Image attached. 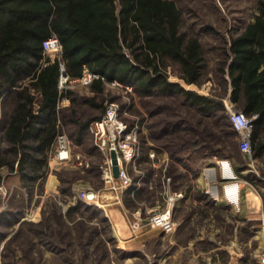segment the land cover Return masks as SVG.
<instances>
[{"label": "trees", "instance_id": "obj_1", "mask_svg": "<svg viewBox=\"0 0 264 264\" xmlns=\"http://www.w3.org/2000/svg\"><path fill=\"white\" fill-rule=\"evenodd\" d=\"M258 8L259 14L230 37L213 25L206 26V30L223 39L221 45L208 46L203 34L186 27L184 9L176 0H0V169L6 166L8 171L16 172L31 196L37 181L42 188L58 133L67 130L75 143L84 144L90 133L89 124L105 113L106 83L102 76L108 81L116 79L131 84L141 98L181 97V102L205 119L202 134L186 117L175 118L167 112L160 128L147 137L156 150L159 147L157 151L169 152V175L175 177L174 172L187 163L179 153L201 151L206 155L211 151L212 155L219 156L221 148H214L213 143L226 138L234 147L231 156L240 154L234 140L238 131L226 113V96L237 109L255 116L251 145L254 154L262 158L264 0H259ZM52 33L62 43L59 56H52L43 48V41ZM212 50L218 51V57H212L216 60L215 72L224 93H202L171 78L176 74L187 84L197 85L211 79ZM61 61L70 78L82 76L85 67L99 75L86 86L89 93L75 87H59ZM62 96H68L71 101L58 107ZM81 103L88 105L92 112L80 110ZM165 107L168 106L157 104L150 113ZM152 125L155 127L154 123L148 127ZM173 135L181 140L171 143ZM162 137L164 143L157 144V139ZM147 167L150 168H145L147 174H154L155 168ZM242 169L237 168L239 173ZM65 170H56L61 181L68 183L60 187V199L64 202L56 197L54 200L57 220L96 219L94 233L100 232L98 222L110 226L105 232H113L102 207L88 205L79 197L71 200V184L75 179L65 178L62 175ZM142 188L135 198L126 195L127 206L142 198ZM63 203H68L65 209ZM86 211L90 212L87 216ZM22 215V203L15 207L7 205L0 210V223L14 224ZM236 219L246 221L241 231H251L252 220L243 214ZM30 221L45 225H40L38 230L46 231L45 216ZM5 236L0 229V240ZM110 236L115 237L112 233Z\"/></svg>", "mask_w": 264, "mask_h": 264}, {"label": "rangeland", "instance_id": "obj_2", "mask_svg": "<svg viewBox=\"0 0 264 264\" xmlns=\"http://www.w3.org/2000/svg\"><path fill=\"white\" fill-rule=\"evenodd\" d=\"M176 1L184 9L186 27L195 28L203 34V40L208 46L221 45L223 39L220 35L212 33V30H206V26L213 25L230 37L233 32L259 14V0ZM212 56L218 57V51H211L209 71L211 79H207L203 84H187L176 74H172L171 78L180 81L189 89H196L202 93H224L223 85L215 72L216 60ZM76 89L86 94L90 92L86 86H77ZM104 96L105 103L108 99L115 98L124 108L126 107L129 113L126 115L128 120L140 118L142 122L140 156L143 157L142 164L147 170L150 169L147 167L150 164L145 160H148L149 152L155 145L151 140L148 141L147 137H150L156 128H160V123L168 113L175 118L179 115L186 117L192 124L198 126L199 133H202L205 126L202 115L181 102V97L153 95L149 98H141L134 89L126 90L108 83L105 84ZM224 100L226 113L229 115L235 106L227 96ZM160 103L168 107L151 114L150 110ZM78 108L92 112L85 103L79 104ZM152 123L155 127L152 125V128H149L148 124ZM65 131L69 134L67 130ZM157 140V144L165 141L163 137ZM179 140L181 138L177 139L173 135L170 142H179ZM234 140L239 145L238 133ZM213 147L221 148V155L213 156L211 151L206 155L201 151H193L192 154L185 151L178 154L183 156L187 163L181 164V169L174 172L176 176H172L174 178V182L172 178V189L184 191L185 197L176 202L169 224L162 227L153 226L148 222V215L143 209L140 210L143 213L142 224L137 227L129 224L128 233L126 231L128 235H125L127 238L122 236L121 239L114 233L112 223L113 232H105L104 229H110V226L98 222L100 232L94 233L96 219L77 221L67 217L65 220H57L55 216V212L58 211L53 206L56 202L55 197L60 202H64L60 199V187L63 184L68 186V183L61 181L56 171L58 168L66 169L65 172L62 171L65 178L75 179L71 184V200L79 197L75 186L98 188L103 185L100 170L103 153L96 145L92 134L89 133L84 144L74 145L75 151L88 156L92 168L88 170L85 167L70 165L54 168L60 180L59 193H55L56 195L45 192V186L41 188L39 183L35 185L33 194L30 193L32 196L29 195L17 173L8 171L6 166L1 167L0 210L7 205L12 204L15 207L22 203L23 215L14 224L0 223V229L6 233V236L0 240V264H264L262 259L264 220L260 218L264 217V210L249 212L247 208L251 191H259L264 195V156L257 157L251 149L252 159H247L240 148V154L232 157L234 147L228 138L214 142ZM217 159H230L234 167V171L232 168L229 170L219 168L217 187L222 194L219 202L212 201L206 196L203 179V169L216 164ZM229 164H226V168H229ZM241 167L243 169L239 173L237 168ZM234 182L240 183L239 198L231 200L224 195L227 185ZM162 192L163 185L159 184L151 193L146 194L147 197L143 195L130 204L129 209L131 211L139 209L142 200L148 205L163 203ZM63 206L65 209L68 203H63ZM89 213L86 211L84 215L87 216ZM241 214L247 216V220L252 219L250 232L241 231V227L246 224L245 220L236 219V216ZM43 216L46 217V231L40 232L38 227L41 224L32 223L30 220H39ZM111 233L114 238H111Z\"/></svg>", "mask_w": 264, "mask_h": 264}, {"label": "built area", "instance_id": "obj_3", "mask_svg": "<svg viewBox=\"0 0 264 264\" xmlns=\"http://www.w3.org/2000/svg\"><path fill=\"white\" fill-rule=\"evenodd\" d=\"M43 48L47 53L52 52L53 54L50 53L52 56H59L63 47L57 34L52 33L43 41ZM61 70L62 73L59 79V87L61 89L87 86L95 77L99 76L85 67L82 76L70 78L63 61H61ZM65 71L66 74L64 75L63 73ZM102 78L105 80L106 84L121 86L126 90L133 91V86L131 84H124L116 79L108 81L104 76H102ZM68 99H70L68 96L59 98L58 107L65 105V100ZM128 114L127 108H124L117 99H108L106 111L102 117L89 124L88 130L90 134L93 135L96 145L103 153V161L100 164L103 185L98 188L92 186L78 187L76 189L77 196L89 205L97 204L101 206L103 204V194L105 190H109L113 197L110 201L112 203L123 204L127 194L135 198L136 192L145 182H148L150 187H154L155 178L160 177L163 185L162 194L164 202L148 205L144 204V202H146L145 200H142L139 209L128 211L131 214L130 223L135 227L142 224L143 213L140 210L143 209H145L148 215L147 218L150 224L157 227L166 226L172 219V212L176 202L185 197L184 191L172 189V176L167 173V162L158 160L160 151H157L155 148H152L149 152L155 172L151 177H149V175L147 176L146 169L142 164V157L140 156V131L142 122L138 117L133 119V121L128 120L126 118ZM229 115L240 137L239 147L247 159H252L251 139L253 134V118L255 116H248L244 111L235 107L231 109ZM74 145V140L65 130L58 133L50 152L49 171L50 169L65 165L79 168H88L90 166L91 162L88 156L80 151H75ZM112 150L116 151L118 158V176L114 175ZM225 160L230 163L234 171L230 159H217L216 164L209 165L203 169L205 193L216 201L220 200L222 195L217 187V179L219 168L223 167V169H225L224 165H221V162L223 164ZM163 163L165 164L163 165ZM224 196L231 199L227 192ZM260 218L264 220V217L261 216ZM262 259H264V257Z\"/></svg>", "mask_w": 264, "mask_h": 264}, {"label": "crops", "instance_id": "obj_4", "mask_svg": "<svg viewBox=\"0 0 264 264\" xmlns=\"http://www.w3.org/2000/svg\"><path fill=\"white\" fill-rule=\"evenodd\" d=\"M70 101H71L70 99L65 100V105L69 104ZM160 152L161 153L158 154V160L161 162H167L166 165L168 167V163L170 161L169 152L167 150H162ZM213 156H216V155H213ZM142 160H143V157H142ZM145 161H147V163L150 164V166L153 168L152 163H151L152 162L151 157L148 156V160H145ZM224 163H225L224 167H227L226 164L229 162L227 160H225ZM164 164L165 163H163V165ZM230 168H231V165L229 166V168H225V169H230ZM54 170H56V169H54V168L50 169V171L47 175V178L44 182L45 192H49V193H53V194L59 193V184H60L59 177H58L57 173H55ZM57 170H59V168ZM14 173H16V172H14ZM149 176H152V175H149ZM37 183H39V181H37L36 184ZM159 184H162L160 178H155V186L154 187H150L149 183L145 182L142 186L144 188V189L142 188L143 194L146 195L147 193H151L153 191V189H155L156 186ZM74 188L77 189V186H75ZM239 188H240V183H238V182H234V183L227 185L226 192L228 195H230L231 200H236L239 198L238 197L239 196V194H238ZM251 192H252V195H251L250 201L247 204L248 211L249 212H259L260 210H264V196L262 195V193H260L259 191L258 192L251 191ZM112 198H113L112 193L109 190H105V192L103 194V198H102L103 204L101 205V207L104 209V212L106 213V215L109 217L111 223L113 224L114 233L118 236V238L121 239L120 237H122V236L124 238H127L125 236V235H128L127 234L128 233V227L127 226L129 224H131L130 223L131 222V215L129 213L130 207L125 204V198H124L123 204L114 203V202L111 203L110 200ZM209 198H210V196H209ZM214 201L217 202L216 200H214ZM218 202H219V200H218ZM38 209L40 210V205L38 206ZM126 231H127V233H126ZM263 257H264V255H263Z\"/></svg>", "mask_w": 264, "mask_h": 264}, {"label": "water", "instance_id": "obj_5", "mask_svg": "<svg viewBox=\"0 0 264 264\" xmlns=\"http://www.w3.org/2000/svg\"><path fill=\"white\" fill-rule=\"evenodd\" d=\"M64 75L66 74V71L63 73ZM112 157H113V169H114V175L118 176L119 174V164H118V158L115 150H112Z\"/></svg>", "mask_w": 264, "mask_h": 264}, {"label": "bare ground", "instance_id": "obj_6", "mask_svg": "<svg viewBox=\"0 0 264 264\" xmlns=\"http://www.w3.org/2000/svg\"><path fill=\"white\" fill-rule=\"evenodd\" d=\"M223 164L225 165V163L223 162ZM224 168H226V167H224Z\"/></svg>", "mask_w": 264, "mask_h": 264}]
</instances>
